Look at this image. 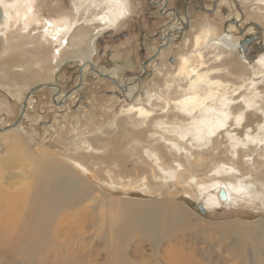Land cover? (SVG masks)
I'll return each mask as SVG.
<instances>
[{"label":"rangeland","instance_id":"obj_1","mask_svg":"<svg viewBox=\"0 0 264 264\" xmlns=\"http://www.w3.org/2000/svg\"><path fill=\"white\" fill-rule=\"evenodd\" d=\"M2 1L0 4H4ZM4 1L10 5L16 0ZM88 1L86 6L95 12L105 5L104 0ZM35 3L33 0L34 24L24 22V26L17 21L6 29L1 27L4 20L0 19V32L4 35L0 37V79H8L15 73L25 76L30 70H38L49 80H39L43 77L37 73L39 79L29 82L22 90L8 89V85L2 88L0 81V264H264V166L259 169L263 174H256L258 161L264 162V134L259 137L261 140L249 141L244 146L240 139L227 136L226 126L218 132H213V128L210 132L205 129L208 119L219 116L213 108H209L203 118L191 117L195 111L190 107L182 108L184 100L198 96L203 90L207 92L206 80L210 79L219 81L221 78L227 85H233L230 88L235 95L255 88L264 90V53L255 54L260 42L264 46V0H221L224 11L219 9L214 16L220 26L209 16H203L198 24L195 20L191 34L182 40V56L177 60L178 51L172 52L169 70H164L159 80L156 76L142 86L132 87L136 91L127 97L104 96L92 101L94 87L87 86L85 92L90 103L106 107L95 114L83 105L78 107L76 97L71 98L68 105L57 107L61 104V97L55 99L57 89L53 90L58 104L55 105L44 88L28 98L24 115L17 123L33 87L54 83L52 81L64 72L65 61L72 59L68 63L72 69L83 62L76 57L65 59L78 49H65L66 43L61 38L67 39L68 35L69 39L77 38L82 32L87 33L86 42L91 37L88 33L94 30L85 32L87 25L78 26L79 14L72 19L45 20L37 13ZM91 4H95L94 8ZM188 14L196 17V12ZM232 19L248 34L258 37L251 46L252 51L244 52L240 46L246 34L234 37L226 34V30L232 32L229 27ZM247 21H258L259 26L245 27ZM227 38L233 40V49L226 46ZM79 55L82 54L79 52ZM165 59L170 60L166 56ZM8 60L12 61V68L4 63ZM157 67L153 65L151 71ZM241 69L246 77H240ZM238 102L246 107L243 98L228 103ZM254 107L258 111L245 110L261 115L264 100ZM140 108H144L146 114L138 116ZM180 115L182 119L186 116L183 124L176 120L181 119ZM223 124L221 119L218 125L221 128ZM13 125L12 131L5 134L4 128ZM242 126L236 127L240 130ZM260 129L255 124L247 132L255 136L264 131V127ZM237 132L231 133L237 135ZM157 142L165 146V149L160 147L164 150L160 160L153 148ZM112 148H118L124 161H115V165L99 161ZM93 149L97 152L93 153ZM242 149L241 164L245 168L248 162L249 170H242L237 164L236 153ZM44 151L50 153V158L68 164L71 173L89 176L95 194L84 195L89 187L84 180L81 190L73 195V201L60 200V210L51 211L46 203L52 199L47 195L51 193L52 183L45 184L41 175L38 178L33 171L37 162L47 163L50 159L39 158ZM69 159L81 163V159H89L90 163L86 161L85 165L89 170L76 167ZM136 164L140 166L135 169ZM46 168L42 176L50 179L45 176L53 172L51 165ZM122 168L128 171L116 176ZM136 171L140 172L139 176ZM251 181L259 185V190L249 187ZM229 187L231 193L227 191ZM125 203L143 204L147 206L144 212L149 214L158 210L159 214L154 215L153 220L148 217L147 223L158 225L159 231L149 234V229L141 225L137 226L138 232L131 229V224L137 223L124 218L122 213L135 208ZM177 216H182L184 222L179 223Z\"/></svg>","mask_w":264,"mask_h":264},{"label":"flooded vegetation","instance_id":"obj_2","mask_svg":"<svg viewBox=\"0 0 264 264\" xmlns=\"http://www.w3.org/2000/svg\"><path fill=\"white\" fill-rule=\"evenodd\" d=\"M220 1L128 0L126 7L129 14L116 25L117 27L109 28L92 40L91 47L94 52L91 53L90 58L82 60L83 62L75 69L68 64L72 59L65 61L67 64L64 65V72L52 81L54 83H49L50 88L46 89L51 95L52 102L58 105L55 101L61 97L59 100L61 104L57 107H62L68 105L71 98L76 97L78 107L83 105L95 114L106 107L90 103L85 92L87 86L94 87L92 101H95L98 97L104 96L111 99L119 95L127 97L136 91L132 87L142 86L147 80L156 76L159 80L164 75L162 72L169 70L171 66L172 52L174 54L176 50L178 51L175 57L177 60L182 56L180 52L182 40L191 34L195 20L198 24L203 16H209L214 24L220 26L219 21L214 19L217 10L224 11ZM35 6L37 13L45 20L55 21L61 17L67 18L66 16L67 19H72L79 14V25L87 19L86 14L77 9L76 0H36ZM189 11L196 12V17H191ZM248 21L245 27L259 26L258 21L257 23ZM238 24V21L232 19L229 25L232 32L226 30V34L232 37L246 34L240 46L244 52L252 51L251 46L256 44L258 37L248 34L247 30ZM222 27L224 28V25ZM237 29L238 32L235 33ZM262 44L260 42L257 45L256 55L264 53ZM165 56L170 60H166ZM153 65L158 67L151 71ZM55 86L60 88L56 100L53 98ZM39 102L40 98H38ZM93 114L92 119H94Z\"/></svg>","mask_w":264,"mask_h":264},{"label":"bare ground","instance_id":"obj_3","mask_svg":"<svg viewBox=\"0 0 264 264\" xmlns=\"http://www.w3.org/2000/svg\"><path fill=\"white\" fill-rule=\"evenodd\" d=\"M32 1L33 0H16L13 4H6L5 2L6 1H2L4 2V4H0V9H1V15L0 17L2 18L1 19V22L3 21V25L1 27H5L6 29L8 27H10L13 23L15 22H20L24 25V22L28 23L29 25L31 24H34L36 22L35 20V17H34V14H33V10L34 7L32 5ZM87 1L88 0H76V3H77V9L81 10L83 12V14H86V20L81 23L83 26H86V28L88 27L87 31L85 32H90V29L91 28H94V30L92 31V33H88L91 37H90V40L88 39L86 42H84V39L86 38V34L84 35V33L82 32H79L80 35H77V38L76 37H71V39H69V35L66 39V37H62L61 38V41H63L65 44V49L66 48H75V49H78L76 50L74 53H72L73 56H69L66 57L65 59L67 58H81L82 60H86L88 58H90V55H91V47L88 46V43L90 41H92L95 37L99 36L100 34H102L103 32L107 31L109 28H115V26L120 22L122 21L125 17H127V15L129 14V10L128 8L126 7V3L128 0H104L105 1V5L101 8H99L97 12H95V10H91L89 6H86L87 5ZM96 1V0H95ZM94 0H92L93 3H95ZM89 2V1H88ZM91 2V1H90ZM98 2V1H97ZM102 3V2H101ZM95 5V4H93ZM91 4V6L94 8ZM102 5V4H101ZM100 7V5H98ZM87 11H89V16L87 15ZM41 19V18H40ZM67 19V18H66ZM58 20V19H57ZM50 23V22H49ZM67 24V23H66ZM81 24H79L80 26H82ZM43 25V24H41ZM76 25V23H75ZM78 25V26H79ZM25 26V25H24ZM27 26V25H26ZM37 26V25H36ZM77 26V27H78ZM82 26V27H83ZM80 27V28H82ZM117 27V26H116ZM62 28V27H61ZM59 28V29H61ZM67 27H63L61 30H64L66 29ZM27 29L28 26H27ZM25 29V30H27ZM43 29V28H42ZM79 29V28H78ZM67 30V29H66ZM82 30V29H81ZM85 30V29H84ZM78 31V30H77ZM76 33V32H74ZM78 33V34H79ZM209 33V32H207ZM6 34V33H5ZM73 35V33H71ZM70 34V36H71ZM4 35H2V33L0 32V37H3ZM55 36V35H54ZM56 38V37H55ZM225 41V44L226 46H230V48H234V44L232 43L233 40L228 38L227 40H224ZM51 43V42H50ZM1 45V44H0ZM90 45V44H89ZM36 49V48H35ZM69 52V51H68ZM79 52L82 54L81 56L79 55ZM230 59V58H228ZM62 60V59H61ZM227 61V59H226ZM229 61V60H228ZM239 61V60H238ZM20 62V61H19ZM6 65H8V63H5ZM25 65V64H24ZM228 65V64H227ZM22 65H20L19 67H21ZM18 67V66H17ZM232 67V66H231ZM227 68V67H226ZM3 69V68H2ZM228 69V68H227ZM235 69V68H233ZM29 70V69H28ZM226 71V70H224ZM241 74H240V77L242 76H247L246 73H244V71L241 69ZM50 72V71H49ZM26 73V72H25ZM32 73V72H31ZM228 73L229 74H232L230 70H228ZM221 75V74H220ZM26 76V75H25ZM24 76V77H25ZM226 76V75H224ZM223 76V77H224ZM249 76V75H248ZM20 76H17V74H15V76L13 77L14 80L19 78ZM201 77H204V76H201ZM12 78V77H11ZM39 79L35 73L33 74H30L26 77V79H28V82H35V80ZM219 78V77H218ZM226 78V77H225ZM224 78V79H225ZM249 79L252 78L251 75L248 77ZM228 79V78H227ZM230 80V79H229ZM37 81V80H36ZM246 81V79L244 80ZM18 83V80L15 81V83ZM206 84L208 86V90L207 92L203 93L205 90L201 91L199 93L198 96H193L189 99H186L184 100V103L182 104V108L184 109L185 108H189L191 109L192 111H195V113L193 115H190L191 117H194V116H198V117H205L207 111L209 108H213L214 110V113L215 114H218L219 116L217 117H212L215 119V121L212 120V118L208 119L206 121V124L204 126H206V130L208 132H210V129L213 128V132H218L219 129H222L223 127H227L225 133L228 135H232V139H235V138H238L240 139V143L242 145H247L249 143V141L253 142V141H257V140H261L259 137H263V134H264V131L263 132H259V134L255 135L252 134L251 132H247L248 129H250L251 127L253 128L254 125L256 124L257 127L263 129L264 127V108H260V111H261V115L260 114H256L255 112H252L250 110H245L247 108H253L254 111H258L257 108H255L254 106H256L259 102H261L262 100H264V90H259L258 88H255V90L253 91V89L251 91H245L244 94H236L238 96L235 95V91L233 89H231L230 87H233V85H227L226 83H224L223 80H221V78L219 79V81H212L211 79L210 80H206ZM229 82V81H228ZM235 83V82H234ZM47 85H50V84H47ZM248 85V84H246ZM37 86V85H36ZM206 86V87H207ZM34 88V87H33ZM32 88V89H33ZM56 89V88H55ZM237 90V89H236ZM58 91V90H57ZM60 91V90H59ZM58 91V92H59ZM37 92V91H36ZM34 92V93H36ZM216 92H219L218 95H215V97H213L212 95ZM241 93V92H240ZM58 95V94H57ZM57 95L55 97V99L57 98ZM192 98H195L194 100H192ZM240 98H243V102L246 104V107H244L242 104H234V105H230L228 102H232L234 103L235 101L239 100ZM211 99L210 103L206 104L207 101ZM261 106V105H260ZM27 107V106H26ZM130 108V107H129ZM181 109V108H179ZM191 111V112H192ZM146 110L144 108H140L138 109L137 111V115L138 116H141V115H144L146 114ZM181 113V112H180ZM190 114V113H189ZM192 114V113H191ZM24 115V113H23ZM22 115V116H23ZM188 115V114H186ZM186 117V116H185ZM183 118L181 117L180 115V118L181 119H176L177 121H179L180 123L183 124V122L185 123V120L186 118ZM170 118V117H169ZM189 118V116H188ZM223 119L224 120V124L222 125V127L220 128V126L218 125V122ZM174 121H172L173 123ZM178 122V123H179ZM241 124H243L242 126V129H238L237 127H241ZM161 125V124H160ZM237 126V127H236ZM167 127L169 128V125H167ZM233 127H236V129L232 130L233 132L234 131H238L237 135H233L235 133H231L232 131L229 130L230 128H233ZM16 128V127H15ZM173 128V127H172ZM171 129V127L169 128ZM177 129V128H176ZM260 129V131H261ZM9 131H12V128L11 129H6L5 131V134L6 132H9ZM223 130H221V133L222 134ZM159 133V132H158ZM172 133V132H171ZM219 134V135H220ZM241 134V137H238V135ZM184 135V134H183ZM138 136H140V134H138ZM247 137L248 139L245 140L243 139V137ZM152 137V136H151ZM169 137V135H168ZM171 137V136H170ZM211 137V136H210ZM218 137V136H217ZM226 137V136H225ZM139 138V137H138ZM161 138H165L164 136H162ZM189 138V137H188ZM98 140V139H97ZM182 140V139H180ZM188 140V139H187ZM186 140V142H187ZM158 141V140H157ZM93 142V141H91ZM143 142V141H142ZM151 142V141H150ZM190 142V141H189ZM193 142V141H192ZM198 142V141H197ZM260 142V141H259ZM180 143V142H178ZM188 143V142H187ZM94 144V143H93ZM103 144V143H102ZM157 145H155L153 148L154 151H157V159L160 160V159H163V154H164V150L163 149H160V147H164L165 149V146L161 143L159 144V142L156 143ZM223 144V143H222ZM109 145V144H108ZM113 145V144H112ZM263 145V144H262ZM110 146V145H109ZM181 146V145H180ZM145 148V147H144ZM245 148V147H244ZM250 148V147H249ZM248 148V149H249ZM114 149V150H113ZM258 149V148H257ZM256 149V150H257ZM264 149V148H263ZM93 153H96L97 151L95 149H93ZM111 152H109L107 155H104L102 156L101 158H99V161L100 160H104V161H107L108 163H113L115 161H122L123 160V155L119 152L118 148H112L110 149ZM212 151H213V148H212ZM216 151V150H215ZM233 151V150H232ZM236 151V150H235ZM254 152V151H253ZM262 152V151H261ZM207 153V152H206ZM211 153V152H210ZM246 153V152H245ZM49 152L47 151H44L41 153V156L39 157L40 159H48L50 158L49 157ZM170 154V153H169ZM237 157L239 159V161L237 162L238 166H240L241 168H243L242 166V162H243V158H244V151L242 149V151L239 153L237 152ZM151 155V154H150ZM128 156V155H127ZM207 156V155H206ZM205 156V157H206ZM210 156V155H209ZM215 156V155H214ZM250 157V156H249ZM84 158V157H83ZM92 158V157H90ZM89 158V159H90ZM94 158H98V157H94ZM122 158V159H121ZM207 158V157H206ZM246 158V156H245ZM38 159V158H37ZM89 159H81L83 160L81 162L79 161H74V159H69L72 161L73 165L75 164V166L77 167H80V166H83L86 168V170L88 171V167H86V161L89 162ZM120 159V160H119ZM249 159H252L249 158ZM80 160V161H81ZM98 160V159H97ZM259 160V159H258ZM124 161V160H123ZM129 162V161H127ZM250 162V161H249ZM85 163V164H84ZM90 163V162H89ZM92 164V163H91ZM98 164V163H97ZM114 164V163H113ZM112 164V165H113ZM119 164V163H118ZM121 164V163H120ZM119 164V165H120ZM124 164V163H123ZM128 164V163H127ZM139 164V163H138ZM138 164H136V167H139ZM232 164V163H231ZM37 165H39V168L37 167ZM48 165H51V168L50 170H52L53 172H51L48 176H45V177H50V180L49 178H46L44 179L43 178V168L45 170H48L46 168V166ZM68 164H65L63 162H59L53 158H50L48 159L47 163H42L41 161L37 162L36 163V167L33 168V171L37 172L36 175L37 177L39 178L40 175L42 177V181H44L45 184H51L52 183V189H51V193L50 194H47V195H50L52 197L51 201H47L46 203V206L49 205V208L51 209V211L57 213L59 210H60V205L58 204V201H62L63 203H68V202H71L73 201V195L77 192H79L83 186L82 184V181L86 180L87 184L89 185V187L87 189L84 190V195L86 197H89V196H93L95 194V189H94V185L92 184L93 181L90 180V177L89 176H84V175H81V174H77V173H71L70 172V168L69 166H67ZM72 165V164H70ZM115 165V164H114ZM142 165V164H141ZM223 165V164H222ZM225 165V164H224ZM123 166V165H122ZM121 166V167H122ZM125 166V165H124ZM220 166V165H219ZM226 166H229V165H226ZM226 166L224 168H226ZM234 166V165H233ZM264 166V162L262 161H258V166H256L257 168V173L256 174H263V172H261V170L259 171V169L261 167ZM100 167V166H99ZM113 167V166H112ZM119 167V166H118ZM134 167V166H133ZM208 167V166H207ZM120 168V167H119ZM246 169L249 170V164L248 162L246 163ZM245 168H243L242 170H245ZM264 168V167H263ZM38 169V170H37ZM145 169V168H144ZM222 169V168H221ZM262 169V168H261ZM151 170V169H150ZM228 170V169H227ZM105 171V170H104ZM126 171H128L127 169L125 168H122L120 169L119 172H117L116 176H119L121 174H124ZM132 171H135V170H132ZM229 171V170H228ZM263 171V170H262ZM48 172V171H47ZM131 172V171H130ZM129 172V174H130ZM145 172V171H144ZM151 172V171H150ZM134 173V172H133ZM137 175L139 176L140 175V172L139 171H136ZM48 174V173H47ZM46 174V175H47ZM111 174V173H110ZM132 174V173H131ZM130 174V175H131ZM135 174V173H134ZM151 175V174H150ZM153 175V174H152ZM151 175V176H152ZM54 177V178H51V177ZM114 177V176H113ZM112 177V178H113ZM120 177V176H119ZM260 178H262L260 176ZM114 179V178H113ZM46 180H49V182H45ZM264 180V179H263ZM52 181V182H51ZM119 181V179H118ZM150 182V181H149ZM217 184V183H216ZM226 187H228L226 185ZM231 187V186H230ZM230 187L227 189V191L229 193H231V191L229 190ZM249 187H256L258 190H259V185L254 182V181H251V183L249 184ZM248 192V191H247ZM49 197V196H48ZM222 197V196H221ZM225 199V197H223V200ZM165 201V200H164ZM174 203V202H173ZM36 204V203H35ZM127 205H133L132 208H135V210H132L131 212H126V213H122L123 214V217L124 218H129L131 220H134L137 224L134 225V224H131L133 225L131 229H136L137 232H138V229H137V226L141 225V226H144L145 228L149 229V234L155 230H158L159 231V227L158 225H152V224H148L147 223V219L148 217H150L151 219L154 217V215H158L159 214V211L158 210H154L155 208H153V213L152 214H149L147 212H144L146 209L145 206L143 204H129V203H125V206ZM155 205V204H154ZM160 205H162L160 203ZM165 205V204H164ZM163 206V205H162ZM169 206V205H168ZM155 207V206H153ZM165 211V210H164ZM175 211V210H174ZM172 213V212H171ZM56 215V214H55ZM176 215V214H175ZM164 217V216H163ZM165 218V217H164ZM49 219V218H48ZM157 219V217H156ZM47 220V219H46ZM124 220V219H123ZM145 221V222H142L141 221ZM153 220V219H152ZM151 220V221H152ZM176 220L180 223V222H184L183 220V217L182 216H177L176 217ZM150 221V222H151ZM164 221V220H163ZM140 222V223H139ZM153 222V221H152ZM162 222V221H161ZM174 222V221H173ZM182 222V223H183ZM146 224V225H144ZM175 224V223H174ZM177 224V223H176ZM148 225H152V226H148ZM116 226V225H115ZM156 226V227H154ZM41 227V226H40ZM117 227V226H116ZM172 229V228H171ZM163 232V231H162ZM134 233V232H133ZM133 233H131L133 235ZM169 233V232H168ZM131 234H129L130 236H132ZM172 235V234H171ZM150 236V235H149ZM178 238V237H177ZM113 247H117L115 244L113 245ZM180 247L178 248V252L181 253V250L179 251Z\"/></svg>","mask_w":264,"mask_h":264},{"label":"crops","instance_id":"obj_4","mask_svg":"<svg viewBox=\"0 0 264 264\" xmlns=\"http://www.w3.org/2000/svg\"><path fill=\"white\" fill-rule=\"evenodd\" d=\"M4 63H8V67H10V68H12L11 67V63H12V61L11 60H8V61H6V62H4ZM2 64V65H5V64ZM45 68H48L49 69V67H48V65H46L45 64V66H44ZM32 72V73H31ZM36 72V76H37V73L38 74H41V76L43 77V79L42 78H40L39 80H42V81H49V80H46V76L45 75H43L41 72H38V70L37 71H32V70H30L29 72H27V74H33V73H35ZM6 74H10V73H6ZM15 74H17V76H20L19 78H17V79H15L14 80V76H15ZM15 74H13V75H10V77L7 79H0V81H2V88H5V85H8V89H12V90H22L24 87H27V86H29L30 85V83L28 82V79H26V77L28 76L27 74H25L26 76L24 77L23 75H19L18 73H15ZM12 77V78H11ZM23 77V78H22ZM37 79V78H36ZM16 80H18V83H14ZM51 82V81H50ZM40 84H43V83H40ZM46 84H49V83H46ZM39 85V84H38ZM54 90V89H53Z\"/></svg>","mask_w":264,"mask_h":264},{"label":"water","instance_id":"obj_5","mask_svg":"<svg viewBox=\"0 0 264 264\" xmlns=\"http://www.w3.org/2000/svg\"><path fill=\"white\" fill-rule=\"evenodd\" d=\"M0 11H1V9H0ZM0 15H1V12H0ZM0 19H1V17H0ZM44 88H50V85H47V84H39V85L35 86L33 89H31V91L27 94L26 99H25V101H24L23 108H22V112H21V114H20V116H19V119H18L17 123L21 120L22 115H23V113L25 112V109H26V106H27L28 98L31 97V96L34 94V92H36V91H38V90H40V89H44ZM54 88H56L58 91L60 90V88H58V87H56V86H55ZM13 127H14V125H13V126H10V127H7V128H4V129H5V130H6V129H11V128H13ZM221 196H222V198L224 197L223 192L221 193Z\"/></svg>","mask_w":264,"mask_h":264}]
</instances>
